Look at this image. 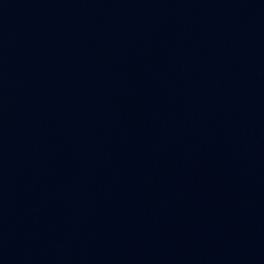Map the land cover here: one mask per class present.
Here are the masks:
<instances>
[{
    "label": "water",
    "instance_id": "95a60500",
    "mask_svg": "<svg viewBox=\"0 0 264 264\" xmlns=\"http://www.w3.org/2000/svg\"><path fill=\"white\" fill-rule=\"evenodd\" d=\"M0 264H264V0H0Z\"/></svg>",
    "mask_w": 264,
    "mask_h": 264
}]
</instances>
